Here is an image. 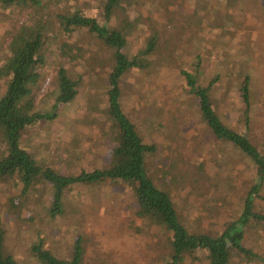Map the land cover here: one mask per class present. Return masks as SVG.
<instances>
[{
  "label": "rangeland",
  "instance_id": "374dc122",
  "mask_svg": "<svg viewBox=\"0 0 264 264\" xmlns=\"http://www.w3.org/2000/svg\"><path fill=\"white\" fill-rule=\"evenodd\" d=\"M102 1L44 0L35 9L33 21L39 18L37 14L46 17L51 13L57 24L53 11L77 7L97 17ZM138 1V10L131 9L129 19L140 12L162 30L160 41L166 39L173 63L167 64L163 58L146 70H129L120 81V101L143 140L156 144V150L145 156L146 169L156 185L170 194L180 221L190 231L219 234L239 216L245 194L256 179V166L238 147L210 132L180 68L199 75L205 84L218 75L211 90L217 116L229 128L245 133L264 152V0ZM9 10L0 5V18L6 16L0 19L1 55L12 30L9 28L27 20L26 9ZM200 18L201 22H193ZM56 31L53 26L49 33L45 73L41 72L44 77L34 94L36 110L55 115L27 127L22 144L38 161L59 173L77 174L106 165L118 144L105 116L106 73L112 50L96 44L93 34L84 29L68 36H58ZM147 31L146 25L135 29L125 49L129 54L140 48ZM62 39L79 46L75 60L60 57L58 44ZM198 55L201 59L195 72ZM60 64L69 67L73 77L81 73L83 77L74 100L55 107L53 90ZM245 74L250 77L247 114L238 91ZM12 192L18 193L19 186L12 187ZM8 194V185L0 183L5 245L13 251L16 264H39L29 247L38 235L62 257H69L80 237L82 264L165 263L170 234L157 221L143 220L134 213L136 202L127 184L73 183L64 194L62 212L54 217L47 214L50 192L45 185L23 201L15 199V205ZM253 210L264 214V182L253 200ZM243 243L264 258L263 221L247 223ZM232 254L230 264H243L239 254ZM196 255L200 259L188 258L184 264H208L204 250Z\"/></svg>",
  "mask_w": 264,
  "mask_h": 264
},
{
  "label": "trees",
  "instance_id": "16d2710c",
  "mask_svg": "<svg viewBox=\"0 0 264 264\" xmlns=\"http://www.w3.org/2000/svg\"><path fill=\"white\" fill-rule=\"evenodd\" d=\"M43 1L0 0V5L10 8L9 12H17L18 8L27 10V20L20 25L12 24L13 27L9 28L12 30L5 42L4 53H0V183L8 185L7 198L11 203L15 205V199L23 201L25 196L37 193L45 185L50 192L47 214L54 217L62 212L64 194L73 183L121 182L129 185L132 190L136 202L134 213L143 220L157 221L170 234V243L163 258L164 264H184L188 258L198 260L200 257L196 253L201 250H204L208 264H230L233 252L240 255L243 264L264 262L260 254L243 243L244 227L247 223L251 220L264 222V214L253 210V200L264 182V152L245 133L229 128L217 116L211 90L218 75L205 84L199 81V75L180 68L189 92L197 99L201 120L216 138L235 145L247 155L256 166V179L245 194L239 216L228 223L221 233H197L190 231L180 221L170 194L158 187L148 173L145 156L156 150V144L143 140L120 101V81L129 70H146L150 65H159L163 58L167 64L173 63L168 46L165 45L166 39L160 41L162 30L152 26L150 19L140 12L133 19H129L131 9L138 10V0H103L97 17L82 13L79 7L57 9L53 11L57 24L52 21L51 13L46 17L42 13L37 14L39 18L33 21L35 9L42 6ZM231 1L234 0H218ZM5 17L1 15L0 19ZM193 22L199 23L201 18ZM141 25H146L148 30L145 40L136 52L129 54L125 50L127 41ZM53 26L57 27L58 36L63 33L68 36L73 31L84 29L93 34L96 44L101 43L100 45L112 50L111 65L106 73L105 116L109 129L116 134L118 144L113 148L106 165L89 171L81 170L77 174L59 173L51 165L38 161L22 144V134L27 127L40 119L46 120L55 115H51L50 111H37L34 104L35 90L45 73L44 50L51 39L49 33ZM58 47L60 57L69 61L75 60L80 50L76 43L65 39L60 40ZM198 56L195 72L198 71L201 59ZM69 69L63 64L56 68L53 90L55 107L57 104L73 101L77 95L83 74L75 78L70 75ZM249 79L248 74H245L238 86L245 114L250 107ZM16 186H19L18 193L12 192V187ZM6 232L0 218V264H16L13 251L5 245ZM29 247L39 264H82L84 246L80 237L74 241L69 257L53 253L44 245L40 235Z\"/></svg>",
  "mask_w": 264,
  "mask_h": 264
}]
</instances>
